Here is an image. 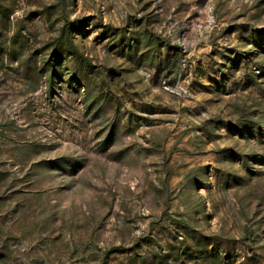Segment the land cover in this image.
<instances>
[{"label":"rangeland","instance_id":"obj_1","mask_svg":"<svg viewBox=\"0 0 264 264\" xmlns=\"http://www.w3.org/2000/svg\"><path fill=\"white\" fill-rule=\"evenodd\" d=\"M0 264H264V0H0Z\"/></svg>","mask_w":264,"mask_h":264}]
</instances>
